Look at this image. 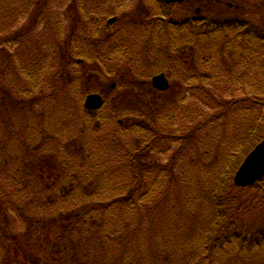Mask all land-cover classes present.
<instances>
[{
    "label": "trees",
    "instance_id": "1",
    "mask_svg": "<svg viewBox=\"0 0 264 264\" xmlns=\"http://www.w3.org/2000/svg\"><path fill=\"white\" fill-rule=\"evenodd\" d=\"M106 4L69 0L60 17L50 0L28 8L0 0V264H264V178L234 184L264 137V20H197L158 4L142 15L143 31L133 20L107 36L97 21ZM70 10L81 27L66 26ZM123 71L130 91L163 72L181 96L154 89L160 100L149 109L125 100L87 109L86 92ZM205 106L213 109L206 122L235 109L247 125L233 131L214 177L200 187L190 178L181 197L185 142L173 130L205 116ZM38 223L50 246L30 256L26 240Z\"/></svg>",
    "mask_w": 264,
    "mask_h": 264
},
{
    "label": "rangeland",
    "instance_id": "2",
    "mask_svg": "<svg viewBox=\"0 0 264 264\" xmlns=\"http://www.w3.org/2000/svg\"><path fill=\"white\" fill-rule=\"evenodd\" d=\"M22 4H24V7L28 8L31 6V3L37 1V0H19ZM53 1L54 6L53 9L59 12V16L61 17L62 14H66L67 12V4L69 0H50ZM103 2H107L109 6L108 16L109 19L112 17H116L117 15V23H115L114 26H108V32L107 36H114L118 34L123 35V26L130 23L132 26L133 20L136 22L138 26L137 28L138 32L143 31L144 28H142V25L139 26L141 23H139L142 19V15L146 14L147 12H151L153 9V2L151 0H123V2H118V0H102ZM255 0H227V3H232L238 5L239 11L248 9V4L253 2ZM259 1V0H257ZM261 1V0H260ZM205 3H208L207 0H205ZM70 4V2H69ZM192 4V2H191ZM203 4V1H201V5ZM256 5V3H254ZM203 6V5H202ZM186 7H190V4L184 3L182 7H178L175 11L176 16H183L186 11ZM32 10L36 9V6L31 7ZM224 10H216L213 11L212 14L214 15H226ZM188 12V11H186ZM202 13H207L208 15H211V9L201 8V12L199 13V16H202ZM78 13L74 10H70L69 14H67V22L66 26L69 28H75V27H81L83 25L82 17H77ZM246 19L250 18V15L245 14L243 16ZM253 18V17H251ZM258 19V18H253ZM260 19L264 20V17H261ZM240 21V20H239ZM105 18L103 17V24L105 25ZM121 25V32L118 31V27ZM119 25V26H118ZM87 26V25H86ZM86 26H83L82 28H85ZM118 26V27H117ZM135 27V28H136ZM133 29V28H132ZM42 36V35H41ZM43 39H47L48 37L46 35L42 36ZM161 45L164 48H167V46L171 45V42L169 40H163ZM168 49V48H167ZM146 71H140V73H145ZM158 74V73H157ZM155 75V74H154ZM149 76V75H147ZM153 75H150L151 78ZM131 78V75L128 72H121L119 73L118 77L115 78L113 76H105L104 81L101 82L98 86L100 91H96L97 93L103 94V98L105 101L109 100L115 103H120L121 100H125L130 103V105H139L141 107H147L146 109L151 108L154 106L158 100H160V95H157L154 88L151 84H148L147 87H140L138 89L133 88L134 90H129L128 88V82ZM122 81L123 86L119 87L117 84V87L110 85L112 83L111 81ZM176 80V79H174ZM179 81V80H178ZM171 82V89L176 92V98H179L181 96V92L179 93L176 87L177 81H173L170 78ZM193 87L197 88L196 83L193 84ZM128 88V89H126ZM176 88V89H175ZM195 89L196 91H198ZM88 90V89H87ZM108 90L110 93H108ZM140 90V91H136ZM157 91V90H156ZM184 91V89H183ZM134 92H137L134 94ZM191 92V93H190ZM189 94L191 96L193 95V92L190 91ZM199 92V91H198ZM92 92H86L87 95L91 94ZM185 93V92H183ZM168 101H173V95H167ZM194 97V96H193ZM192 100H196L194 97ZM241 91H238V97L241 98ZM166 97L163 96V100ZM225 98V97H224ZM172 99V100H170ZM229 99V98H225ZM210 110H205L206 115L201 117H194L192 120H190L186 126H177L175 127V130L173 132H176V134H181L180 138L181 141L185 142L184 144H181L184 152L181 151V153L178 155V163L177 167L179 168L180 178L182 179L181 184L175 189L179 190L181 197L184 195L182 188L185 186V191L187 192L190 188V178H192L195 182H198L196 187L202 186L208 179L211 180L214 175L219 171L220 165L223 161V158H226L229 151H231L233 146L231 147L229 145L230 141L233 143V140L231 139V136L233 134V131H236V128L240 129L239 127H243V125H247L246 119L241 122V112L236 111L233 109L231 112L222 113V118L219 121H216L214 123L212 122H206L205 118H208V115H211L213 109L210 107H206ZM218 112L221 110L218 108ZM249 115V114H248ZM124 120H127V116L123 118ZM248 127V126H247ZM242 131V129H240ZM5 128L2 124L0 127V136L4 133ZM186 137V138H185ZM180 145V144H179ZM180 145V146H181ZM177 147L176 142H172V149L175 150ZM179 150V149H178ZM181 150V148H180ZM172 202L170 200L169 202H165L163 204H160V206H156L155 204V212L157 208L162 207V211L164 207H167L168 204ZM39 224V223H38ZM42 226L39 224L35 229L32 231L31 234V240H26L29 243V248L33 249L34 251L30 252L29 255L34 254V252H37L41 255L45 251V245L47 246V249L50 246V238L47 236L46 232H44L45 235H43ZM34 236V237H33ZM39 236H42L43 239H46L48 242L38 243L39 241L37 238ZM167 236V234H165ZM37 241V243H35ZM34 242V243H33ZM34 244V245H33ZM22 250H24L21 247ZM23 254V253H22ZM41 257V256H40Z\"/></svg>",
    "mask_w": 264,
    "mask_h": 264
},
{
    "label": "water",
    "instance_id": "3",
    "mask_svg": "<svg viewBox=\"0 0 264 264\" xmlns=\"http://www.w3.org/2000/svg\"><path fill=\"white\" fill-rule=\"evenodd\" d=\"M167 2H181L183 0H166ZM112 19L111 21H113ZM153 86L159 90L165 91L170 87L165 74H159L152 79ZM104 103L100 94H89L86 98V107L89 109H98ZM264 176V139L260 142L246 157L240 168L235 174L234 182L239 187L252 185Z\"/></svg>",
    "mask_w": 264,
    "mask_h": 264
},
{
    "label": "flooded vegetation",
    "instance_id": "4",
    "mask_svg": "<svg viewBox=\"0 0 264 264\" xmlns=\"http://www.w3.org/2000/svg\"><path fill=\"white\" fill-rule=\"evenodd\" d=\"M153 2V9H155L156 7L159 9V5L160 7L165 11L168 12V14H175V11L178 7H182V5L184 3L190 4V7H186L188 10L194 11V14L192 15L194 19H199L197 15H199V13L201 12V8H208L211 9V16H214V14H212V9L213 11L216 10H222L220 8H216L217 5H219L220 7H226L224 6L225 3H227V0H207L208 3H205V0H185L183 3L182 2H172V3H167L166 0H151ZM201 1H203V6L201 5ZM192 2V4H191ZM254 3H256V5H254ZM159 4V5H158ZM106 6L108 7V11H109V4L107 3ZM230 7H234L233 3H229L228 4V11H223L226 16L228 14L230 15H250L253 18H261L264 17V0H255L253 2H251L250 4H248V9L242 10L238 12L232 11ZM258 7V8H256ZM117 16V15H116ZM105 18V22L106 24H108V19L109 17H106V15L104 16ZM118 20V19H117ZM116 20V21H117ZM97 21L101 22V31H103V29L105 28L103 25V20L98 19ZM114 22L117 23V22ZM114 24H108V25H114ZM112 27V26H111ZM109 28V27H107Z\"/></svg>",
    "mask_w": 264,
    "mask_h": 264
}]
</instances>
